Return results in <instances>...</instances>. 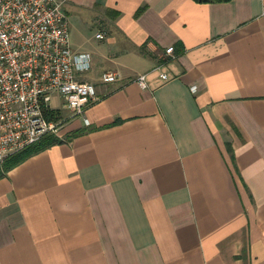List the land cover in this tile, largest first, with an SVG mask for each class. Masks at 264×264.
<instances>
[{"label": "crops", "instance_id": "0c3cea01", "mask_svg": "<svg viewBox=\"0 0 264 264\" xmlns=\"http://www.w3.org/2000/svg\"><path fill=\"white\" fill-rule=\"evenodd\" d=\"M61 1L98 99L0 177V264H264V0Z\"/></svg>", "mask_w": 264, "mask_h": 264}, {"label": "built area", "instance_id": "2783aa9c", "mask_svg": "<svg viewBox=\"0 0 264 264\" xmlns=\"http://www.w3.org/2000/svg\"><path fill=\"white\" fill-rule=\"evenodd\" d=\"M61 5V0H0V163L43 135L58 133L59 123L47 117L55 94L74 115H83L98 99L95 83L79 76L90 69L91 55L72 49ZM96 36L106 33L100 30ZM164 54L172 56L174 46ZM153 70L168 78L161 64ZM147 74L135 79L142 88L148 85ZM117 76L107 70L101 80Z\"/></svg>", "mask_w": 264, "mask_h": 264}, {"label": "trees", "instance_id": "16d2710c", "mask_svg": "<svg viewBox=\"0 0 264 264\" xmlns=\"http://www.w3.org/2000/svg\"><path fill=\"white\" fill-rule=\"evenodd\" d=\"M48 119L57 120V116L54 112L47 113ZM60 141L53 133H48L43 135L38 141L32 143L31 145L25 147L24 149L17 151L13 154L8 155L2 163H0V177L6 175L7 171L12 168L17 163L24 160L29 155L46 148L47 146Z\"/></svg>", "mask_w": 264, "mask_h": 264}, {"label": "rangeland", "instance_id": "374dc122", "mask_svg": "<svg viewBox=\"0 0 264 264\" xmlns=\"http://www.w3.org/2000/svg\"><path fill=\"white\" fill-rule=\"evenodd\" d=\"M56 101H57V100H56V99H54V101H53V102H54V105H56V104H57V103H56Z\"/></svg>", "mask_w": 264, "mask_h": 264}]
</instances>
